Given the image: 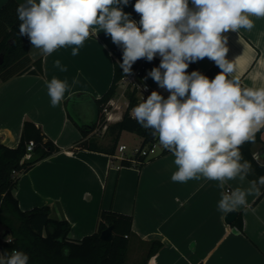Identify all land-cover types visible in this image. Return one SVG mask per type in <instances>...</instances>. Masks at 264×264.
<instances>
[{
    "label": "crops",
    "instance_id": "0c3cea01",
    "mask_svg": "<svg viewBox=\"0 0 264 264\" xmlns=\"http://www.w3.org/2000/svg\"><path fill=\"white\" fill-rule=\"evenodd\" d=\"M5 1L0 0V6ZM134 2L129 0L122 10L130 14ZM131 18L135 20L132 15ZM251 19L254 22L251 30L241 28L222 36L227 37L226 58L235 64L233 75L239 76L246 87L259 88L264 86V18ZM73 47L58 48L45 55L28 39L31 58H41L42 73L0 79L1 142L16 146L23 121L31 120L59 148L19 174L13 193L20 209L47 205L52 217L69 222L68 238L73 240L96 230L102 209L131 215L133 233L129 239L133 243L131 246L128 243L124 264H264V195L255 203V191L246 197L247 205L237 210L242 218L239 230L224 222V214L218 208L224 192L219 187L220 181L203 176L184 183L172 181L177 166L171 152H158L140 165L132 161L131 165H122V159L115 155L129 158L131 154L118 151L119 139L113 154L105 151L112 137L105 133L102 124L121 118L127 106L125 91L129 88L119 92L117 86L109 101L111 117L82 137L79 126L89 124L96 116L94 98H99L111 84L114 74L111 50L121 47L113 44L103 31L90 35L76 56L71 55ZM57 60L67 71L54 66ZM213 63L205 57L194 64L204 72ZM150 71H145L143 77L150 90H138L137 96L157 91L166 99L170 93L148 77ZM53 77L66 80L71 86L55 107L47 89V82ZM73 79L79 82L72 85ZM121 95L126 98L122 103ZM71 96L74 97L67 101ZM86 138H92L101 148L80 145ZM260 139L252 144L251 151L254 159L263 163L264 131ZM226 186L231 190L252 187L248 177L241 180L239 176L227 181ZM153 240L160 241L161 246L147 255ZM128 254L133 255L128 259Z\"/></svg>",
    "mask_w": 264,
    "mask_h": 264
},
{
    "label": "clouds",
    "instance_id": "9594fccd",
    "mask_svg": "<svg viewBox=\"0 0 264 264\" xmlns=\"http://www.w3.org/2000/svg\"><path fill=\"white\" fill-rule=\"evenodd\" d=\"M128 4L129 0H24L16 9L19 35L27 36L45 55L74 45L71 55L76 56L90 35L103 31L122 47V63H117L125 75L132 74L138 60L151 62L159 55V67L147 75L170 94L165 99L152 91L132 112L175 157L172 181L203 176L220 181L224 188L237 176L243 180L252 175L254 169L240 149L246 142L254 143L256 132L264 128V86H241L240 77L233 75L234 62L226 58L229 49L222 33L251 30V17L264 18V0H191V8L189 0H136L139 22L122 10ZM205 57L221 69L211 80L199 71L187 72L191 63ZM54 66L67 71L59 60ZM78 82L73 79L72 85ZM70 87L56 77L47 82L53 107ZM251 185L223 192L219 210L226 215L246 206V197L264 188V175ZM28 261L20 250L0 252V264Z\"/></svg>",
    "mask_w": 264,
    "mask_h": 264
},
{
    "label": "trees",
    "instance_id": "16d2710c",
    "mask_svg": "<svg viewBox=\"0 0 264 264\" xmlns=\"http://www.w3.org/2000/svg\"><path fill=\"white\" fill-rule=\"evenodd\" d=\"M19 5L16 0H6L0 6V53H3L0 63V79L2 80L22 73H42L41 58H31L28 37L19 35L20 21L16 13ZM130 14L137 22L141 19L134 8ZM111 52L114 57V74L111 84L99 98H94L96 116L89 124L79 126L82 137H86L96 126L105 121V110L109 109V101L114 97L119 81L124 76L123 70L117 63V61L122 63V47L113 49ZM160 59L155 57L151 62L140 59L134 63L132 70L141 67L145 72L159 67ZM192 71H199L211 80L221 69L213 63L206 71L202 72L194 63H191L187 72L190 74ZM241 86L246 87L242 83ZM136 92V89L125 91L127 106L121 118L106 125L105 133L112 137V142L108 148H105V151L110 154L114 153L119 136L123 131L139 135L141 137L140 148L159 140L158 136L154 137L151 134V129L141 127L130 112L132 108L147 99L139 100ZM73 97L71 96L67 101ZM262 131L264 128L256 132L255 142L261 141L260 133ZM86 139L79 144L89 149L98 150L101 148L92 138ZM29 140H33L34 143L30 151L26 149ZM252 144L246 142L240 149L244 159L249 161L254 169V173L248 176L251 181L264 175V162L259 163L254 159L251 151ZM58 149L54 142L44 134L40 126L31 120L23 121L16 146H7L0 140V225L3 226L4 231L8 230V234L11 236V241L0 240V252L10 253L13 249L23 251L29 256L28 264H124L129 237L133 233L131 215L112 209H102L98 215L96 230L81 239L73 240L68 238L69 222L64 218L52 217L47 205L35 206L28 210H21L18 206L13 189L17 185L19 174ZM165 152L168 151L162 148L160 154ZM134 156L139 161L137 165L143 163L147 158L138 153ZM131 163L126 158L121 160L122 165H131ZM263 195L264 188L261 189L253 203ZM109 225L112 226V237L110 240H104L100 238V232ZM232 225L242 230L240 214L234 219ZM160 246V241L153 240L147 255L156 252ZM64 249L69 250L68 255L64 254Z\"/></svg>",
    "mask_w": 264,
    "mask_h": 264
},
{
    "label": "built area",
    "instance_id": "2783aa9c",
    "mask_svg": "<svg viewBox=\"0 0 264 264\" xmlns=\"http://www.w3.org/2000/svg\"><path fill=\"white\" fill-rule=\"evenodd\" d=\"M143 77H144V72H143L141 67H138V68L132 70L131 75H125L124 74V76L120 79L119 83L123 84L124 87H127L130 90L136 89V91L142 90L144 92H148L150 90V86L146 83H143ZM145 88L147 90H145ZM147 97H148L147 95H138L139 100H143ZM109 112H110V110H105V120H108L111 117V114ZM102 128H106L105 122L102 124ZM158 142H159V140H157L154 143H152L151 145H147L143 148H140V146L134 147L132 152H131V157H129V158L126 157V159H128L132 162H139L134 156L136 153H138L139 155L146 156V157L156 155L158 152H161V150H162V146H160V149L158 151L156 150V146H157ZM33 145H34L33 140H29L27 142L26 149L28 151H30L32 149ZM117 149H118V151H123L126 149V145L121 143L118 145ZM115 156L118 157L119 159L125 158V157L120 156V155H115ZM225 191H231L230 187H228V186L224 187V192ZM0 240L11 241V236L8 233L4 234V230H2L0 233Z\"/></svg>",
    "mask_w": 264,
    "mask_h": 264
},
{
    "label": "rangeland",
    "instance_id": "374dc122",
    "mask_svg": "<svg viewBox=\"0 0 264 264\" xmlns=\"http://www.w3.org/2000/svg\"><path fill=\"white\" fill-rule=\"evenodd\" d=\"M124 88V85L119 83L118 85V91L121 92V90ZM126 98L124 96H120L119 101L122 103L125 101ZM120 143H123L126 145V149L124 150L125 154H131L132 150L134 147H139L141 144V137L133 132L129 131H124L122 132L119 141ZM160 143H157L156 150L158 151L160 149ZM4 230L3 226L0 225V233L1 231ZM133 243V239H129V246H131ZM133 254H128V259L131 257Z\"/></svg>",
    "mask_w": 264,
    "mask_h": 264
},
{
    "label": "water",
    "instance_id": "95a60500",
    "mask_svg": "<svg viewBox=\"0 0 264 264\" xmlns=\"http://www.w3.org/2000/svg\"><path fill=\"white\" fill-rule=\"evenodd\" d=\"M3 59V53H0V63L2 62ZM238 211H234V212H230L226 215L223 216V220L226 224H231L234 219L237 217ZM8 230L4 231V234H7ZM112 237V226L109 225L107 226L105 229H103L100 232V238L104 239V240H110Z\"/></svg>",
    "mask_w": 264,
    "mask_h": 264
}]
</instances>
